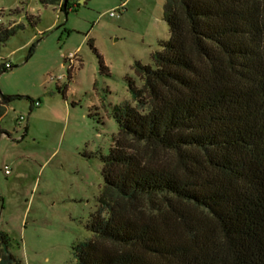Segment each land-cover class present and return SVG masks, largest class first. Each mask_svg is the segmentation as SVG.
I'll return each instance as SVG.
<instances>
[{
  "label": "trees",
  "instance_id": "16d2710c",
  "mask_svg": "<svg viewBox=\"0 0 264 264\" xmlns=\"http://www.w3.org/2000/svg\"><path fill=\"white\" fill-rule=\"evenodd\" d=\"M163 17L76 264H264V0H165ZM21 27L0 25V44ZM13 98L0 92V120ZM11 246L0 231V264H23Z\"/></svg>",
  "mask_w": 264,
  "mask_h": 264
},
{
  "label": "rangeland",
  "instance_id": "374dc122",
  "mask_svg": "<svg viewBox=\"0 0 264 264\" xmlns=\"http://www.w3.org/2000/svg\"><path fill=\"white\" fill-rule=\"evenodd\" d=\"M62 3L0 0V25H22L0 44V62L11 65L0 92L15 97L0 122V231L23 264H76L74 245L90 236L103 186L101 156L118 132L116 108L135 104L136 63L152 65L170 36L165 0Z\"/></svg>",
  "mask_w": 264,
  "mask_h": 264
},
{
  "label": "built area",
  "instance_id": "2783aa9c",
  "mask_svg": "<svg viewBox=\"0 0 264 264\" xmlns=\"http://www.w3.org/2000/svg\"><path fill=\"white\" fill-rule=\"evenodd\" d=\"M109 15H110L111 17L118 16V14H117L114 10H112V11L109 13ZM5 66H6L7 68H11V65H10L9 63H5ZM38 104H39V102H37V101H32V102H31V106H32V107H34V106H38ZM20 119H22V117H20ZM4 170H5V173H8V172H9V169H8L7 165L4 166Z\"/></svg>",
  "mask_w": 264,
  "mask_h": 264
},
{
  "label": "water",
  "instance_id": "95a60500",
  "mask_svg": "<svg viewBox=\"0 0 264 264\" xmlns=\"http://www.w3.org/2000/svg\"><path fill=\"white\" fill-rule=\"evenodd\" d=\"M63 3H64V6H65V5H66V3H67V0H64V1H63Z\"/></svg>",
  "mask_w": 264,
  "mask_h": 264
},
{
  "label": "crops",
  "instance_id": "0c3cea01",
  "mask_svg": "<svg viewBox=\"0 0 264 264\" xmlns=\"http://www.w3.org/2000/svg\"><path fill=\"white\" fill-rule=\"evenodd\" d=\"M7 107H8V106H7ZM6 109H7V108H6ZM3 117H4V116H3ZM3 117H2V118H3ZM1 120H2V119H1ZM1 120H0V122H1Z\"/></svg>",
  "mask_w": 264,
  "mask_h": 264
}]
</instances>
